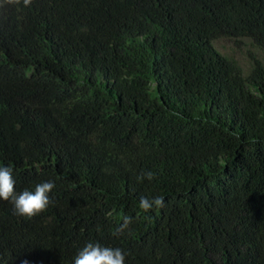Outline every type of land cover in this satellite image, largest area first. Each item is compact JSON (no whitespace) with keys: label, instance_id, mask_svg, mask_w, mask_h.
Returning <instances> with one entry per match:
<instances>
[{"label":"trees","instance_id":"16d2710c","mask_svg":"<svg viewBox=\"0 0 264 264\" xmlns=\"http://www.w3.org/2000/svg\"><path fill=\"white\" fill-rule=\"evenodd\" d=\"M219 38L264 48V0H0V166L55 182L32 218L0 200V264H264V61Z\"/></svg>","mask_w":264,"mask_h":264},{"label":"clouds","instance_id":"9594fccd","mask_svg":"<svg viewBox=\"0 0 264 264\" xmlns=\"http://www.w3.org/2000/svg\"><path fill=\"white\" fill-rule=\"evenodd\" d=\"M18 2V0H17ZM28 6L32 0H23ZM154 174L151 171L143 172L137 176L138 181L145 179L151 181ZM55 188L52 180L37 183L33 190L27 188L20 192L16 191V180L11 166H0V200L8 201L13 205L17 215L32 218L47 210L52 203L50 193ZM144 212L153 208H162L164 198L155 196L148 198L142 196L139 203ZM132 223L131 217H125L123 223L117 229V233L123 232ZM126 255L119 247L102 246L100 243L88 242L78 250L73 264H125Z\"/></svg>","mask_w":264,"mask_h":264},{"label":"rangeland","instance_id":"374dc122","mask_svg":"<svg viewBox=\"0 0 264 264\" xmlns=\"http://www.w3.org/2000/svg\"><path fill=\"white\" fill-rule=\"evenodd\" d=\"M214 45L221 53L235 57L245 70L250 66L251 56L264 61V48L256 47L248 38H242L238 42L219 38L214 41Z\"/></svg>","mask_w":264,"mask_h":264}]
</instances>
